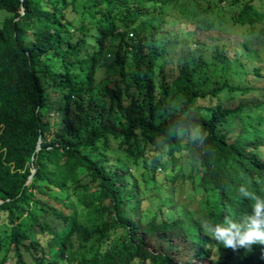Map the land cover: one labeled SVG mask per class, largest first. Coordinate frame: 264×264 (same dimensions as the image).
Returning <instances> with one entry per match:
<instances>
[{
    "label": "trees",
    "instance_id": "obj_1",
    "mask_svg": "<svg viewBox=\"0 0 264 264\" xmlns=\"http://www.w3.org/2000/svg\"><path fill=\"white\" fill-rule=\"evenodd\" d=\"M255 1L0 0V264H264L199 223L264 196Z\"/></svg>",
    "mask_w": 264,
    "mask_h": 264
},
{
    "label": "clouds",
    "instance_id": "obj_2",
    "mask_svg": "<svg viewBox=\"0 0 264 264\" xmlns=\"http://www.w3.org/2000/svg\"><path fill=\"white\" fill-rule=\"evenodd\" d=\"M256 183H260L259 180ZM253 181L241 184L238 191L251 202V210L239 215L225 214L222 219L202 218L199 223L204 234L219 246L250 253L253 246L264 247V196L253 188Z\"/></svg>",
    "mask_w": 264,
    "mask_h": 264
},
{
    "label": "rangeland",
    "instance_id": "obj_3",
    "mask_svg": "<svg viewBox=\"0 0 264 264\" xmlns=\"http://www.w3.org/2000/svg\"><path fill=\"white\" fill-rule=\"evenodd\" d=\"M185 1V0H184ZM257 2V0L255 1ZM224 7H226V10H225V15H228L231 7H228L226 6L225 4H223ZM7 14V11L5 9H2L0 8V19L3 15H6ZM224 27H225V30L227 31H232L236 34H239V29H240V26H237V25H233L231 24L230 22H226L225 24H223ZM262 41L264 42V38H262ZM251 49H255L257 48V54H258V60H254L255 62L259 63V65H261V67L263 68L264 70V46L260 45V43H258L255 39L252 41L251 43V46H250ZM176 58L175 57H172L170 61L166 62L165 64V67L168 71H171V68H172V61H176L175 60ZM100 74L101 73H98L97 76H96V79H99L100 78ZM97 85H99V83H97ZM49 92H52V89L50 88L49 89ZM257 92H251L249 94H245L244 97H252V96H255ZM261 150H264V147H260ZM2 264H10V260H6L5 262H3Z\"/></svg>",
    "mask_w": 264,
    "mask_h": 264
},
{
    "label": "water",
    "instance_id": "obj_4",
    "mask_svg": "<svg viewBox=\"0 0 264 264\" xmlns=\"http://www.w3.org/2000/svg\"><path fill=\"white\" fill-rule=\"evenodd\" d=\"M32 170V169H31Z\"/></svg>",
    "mask_w": 264,
    "mask_h": 264
}]
</instances>
